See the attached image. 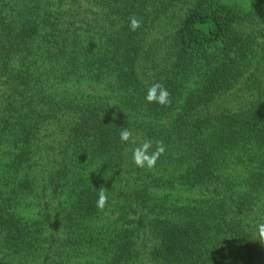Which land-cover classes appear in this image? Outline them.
I'll return each instance as SVG.
<instances>
[{
	"label": "trees",
	"instance_id": "obj_1",
	"mask_svg": "<svg viewBox=\"0 0 264 264\" xmlns=\"http://www.w3.org/2000/svg\"><path fill=\"white\" fill-rule=\"evenodd\" d=\"M261 225L264 0H0V264H264Z\"/></svg>",
	"mask_w": 264,
	"mask_h": 264
},
{
	"label": "clouds",
	"instance_id": "obj_2",
	"mask_svg": "<svg viewBox=\"0 0 264 264\" xmlns=\"http://www.w3.org/2000/svg\"><path fill=\"white\" fill-rule=\"evenodd\" d=\"M130 26L132 30L140 27L141 21L135 16L130 17ZM170 92L162 83H154L147 91L145 99L149 103H158L160 105H166L170 103ZM132 137V132L125 128L120 133L121 141H129ZM153 142L146 140L140 147H137L133 152V162L136 166L149 169L155 167L156 161L160 155L165 151L163 141H156V148L152 153H149V148L152 147ZM108 202V196L102 189L97 200V207L103 209ZM260 236L264 238V225L260 226Z\"/></svg>",
	"mask_w": 264,
	"mask_h": 264
}]
</instances>
